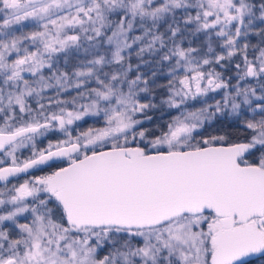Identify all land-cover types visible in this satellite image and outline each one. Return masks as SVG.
<instances>
[{"label":"snow or ice","instance_id":"6c2138e0","mask_svg":"<svg viewBox=\"0 0 264 264\" xmlns=\"http://www.w3.org/2000/svg\"><path fill=\"white\" fill-rule=\"evenodd\" d=\"M0 264H264V0H0Z\"/></svg>","mask_w":264,"mask_h":264},{"label":"trees","instance_id":"16d2710c","mask_svg":"<svg viewBox=\"0 0 264 264\" xmlns=\"http://www.w3.org/2000/svg\"><path fill=\"white\" fill-rule=\"evenodd\" d=\"M148 115H153L154 118H155V115H158V113L154 114L153 112L150 111V112L148 113ZM88 123H91V120H88Z\"/></svg>","mask_w":264,"mask_h":264},{"label":"rangeland","instance_id":"374dc122","mask_svg":"<svg viewBox=\"0 0 264 264\" xmlns=\"http://www.w3.org/2000/svg\"><path fill=\"white\" fill-rule=\"evenodd\" d=\"M219 97H217V99H218ZM195 106H199L198 104H196ZM173 114H175V113H173ZM26 154V153H25Z\"/></svg>","mask_w":264,"mask_h":264}]
</instances>
